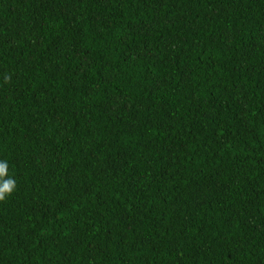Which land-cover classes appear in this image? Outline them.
<instances>
[{
    "label": "trees",
    "instance_id": "trees-1",
    "mask_svg": "<svg viewBox=\"0 0 264 264\" xmlns=\"http://www.w3.org/2000/svg\"><path fill=\"white\" fill-rule=\"evenodd\" d=\"M0 161V264H264V0H0Z\"/></svg>",
    "mask_w": 264,
    "mask_h": 264
},
{
    "label": "clouds",
    "instance_id": "clouds-1",
    "mask_svg": "<svg viewBox=\"0 0 264 264\" xmlns=\"http://www.w3.org/2000/svg\"><path fill=\"white\" fill-rule=\"evenodd\" d=\"M10 77H5L7 81ZM16 181L9 176L8 164L6 161H0V202H4L7 197L16 191Z\"/></svg>",
    "mask_w": 264,
    "mask_h": 264
}]
</instances>
